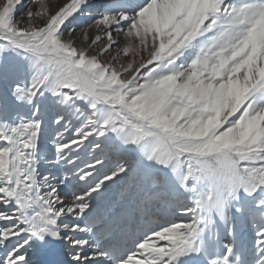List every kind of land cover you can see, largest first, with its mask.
<instances>
[{"label": "snow or ice", "instance_id": "snow-or-ice-1", "mask_svg": "<svg viewBox=\"0 0 264 264\" xmlns=\"http://www.w3.org/2000/svg\"><path fill=\"white\" fill-rule=\"evenodd\" d=\"M0 264H264V0H0Z\"/></svg>", "mask_w": 264, "mask_h": 264}, {"label": "bare ground", "instance_id": "bare-ground-1", "mask_svg": "<svg viewBox=\"0 0 264 264\" xmlns=\"http://www.w3.org/2000/svg\"><path fill=\"white\" fill-rule=\"evenodd\" d=\"M219 236H220L221 245L228 244V243L232 242V238L224 231V229L222 227L219 230ZM251 238H252L251 234H249V236H248L249 242H250Z\"/></svg>", "mask_w": 264, "mask_h": 264}, {"label": "rangeland", "instance_id": "rangeland-1", "mask_svg": "<svg viewBox=\"0 0 264 264\" xmlns=\"http://www.w3.org/2000/svg\"><path fill=\"white\" fill-rule=\"evenodd\" d=\"M29 2V0H25V3L27 4ZM50 2H54V0H50ZM61 2H62V0H61ZM32 7H33V9L35 8V6L34 5H32ZM89 24H91V21L90 20H88L87 21V23H81L80 24V28L82 29V28H85V27H87V25H89ZM79 31V30H78ZM95 35V30L93 29V30H91V31H89V36L90 37H92V36H94ZM81 46H83V45H81ZM44 169H43V166H42V171H43ZM61 195H63V192L61 193ZM122 208H123V205H121L120 207H118L117 208V211H121L122 210Z\"/></svg>", "mask_w": 264, "mask_h": 264}]
</instances>
